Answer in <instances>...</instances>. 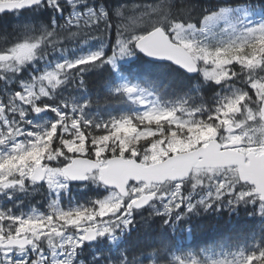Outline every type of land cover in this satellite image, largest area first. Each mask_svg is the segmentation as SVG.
<instances>
[{"label":"snow or ice","instance_id":"obj_1","mask_svg":"<svg viewBox=\"0 0 264 264\" xmlns=\"http://www.w3.org/2000/svg\"><path fill=\"white\" fill-rule=\"evenodd\" d=\"M0 18V264H264V0Z\"/></svg>","mask_w":264,"mask_h":264},{"label":"trees","instance_id":"obj_2","mask_svg":"<svg viewBox=\"0 0 264 264\" xmlns=\"http://www.w3.org/2000/svg\"><path fill=\"white\" fill-rule=\"evenodd\" d=\"M8 18H0V25L3 24L4 21H6ZM103 91V89L101 88V92ZM152 228L155 229L156 228V225H152ZM151 236L154 238L155 236V233H151ZM143 238V237H142ZM205 237H203L199 232L196 233V236L193 238V239H190L188 242L189 243H193V244H196V243H200L202 242V240L204 239Z\"/></svg>","mask_w":264,"mask_h":264}]
</instances>
